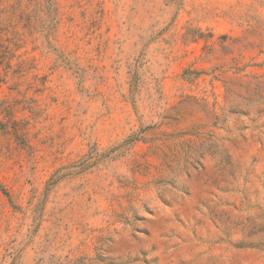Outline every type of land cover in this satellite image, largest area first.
Returning a JSON list of instances; mask_svg holds the SVG:
<instances>
[{"label": "rangeland", "instance_id": "rangeland-1", "mask_svg": "<svg viewBox=\"0 0 264 264\" xmlns=\"http://www.w3.org/2000/svg\"><path fill=\"white\" fill-rule=\"evenodd\" d=\"M0 264H264V0H0Z\"/></svg>", "mask_w": 264, "mask_h": 264}]
</instances>
